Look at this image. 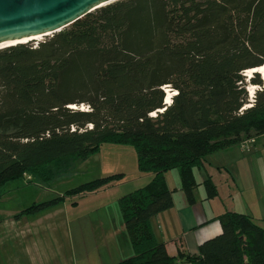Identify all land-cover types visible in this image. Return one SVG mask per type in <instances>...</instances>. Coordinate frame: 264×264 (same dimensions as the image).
I'll return each mask as SVG.
<instances>
[{"label":"trees","instance_id":"obj_1","mask_svg":"<svg viewBox=\"0 0 264 264\" xmlns=\"http://www.w3.org/2000/svg\"><path fill=\"white\" fill-rule=\"evenodd\" d=\"M262 66L264 0H118L53 36L0 50V199L25 174L49 185L105 144L130 146L139 172L153 178L118 201L133 256L116 264H264V228L249 215L219 216L222 232L194 256L169 255L151 222L174 206L169 172L193 204L195 170L208 156L264 135V83L255 73L250 84L261 89L246 108L245 76ZM167 87L176 92L170 105ZM122 177L88 182L16 219ZM203 184L216 198L210 175Z\"/></svg>","mask_w":264,"mask_h":264},{"label":"rangeland","instance_id":"obj_2","mask_svg":"<svg viewBox=\"0 0 264 264\" xmlns=\"http://www.w3.org/2000/svg\"><path fill=\"white\" fill-rule=\"evenodd\" d=\"M254 75L246 76L250 105L254 102V98L251 100L253 93L249 91ZM260 88L257 86L255 92ZM244 142H248L244 144L246 148L236 145L208 156L209 173L218 190L216 203L226 211L251 216L264 228V135H251ZM72 161V169L58 173L49 185L25 174L21 180L4 189L0 199V264H81L84 259L82 253L92 252L89 246L82 250L81 244L86 242L88 245L94 237L101 244L108 223L117 241L130 245L117 202L121 196L120 189L126 187L122 184L129 185L137 178L135 150L130 146L105 144L85 162L79 159ZM116 174L124 177L112 187L80 198H68L37 215L16 219L34 204L54 200L83 184ZM195 178L198 183L195 191L205 192L198 169L195 170ZM171 179L173 184L180 183L177 171L172 172ZM116 208L119 217L115 214ZM106 251L98 247L91 255L106 258Z\"/></svg>","mask_w":264,"mask_h":264},{"label":"crops","instance_id":"obj_3","mask_svg":"<svg viewBox=\"0 0 264 264\" xmlns=\"http://www.w3.org/2000/svg\"><path fill=\"white\" fill-rule=\"evenodd\" d=\"M133 162L135 164V161ZM199 171L202 174L204 183L207 175H210L208 163L205 169ZM137 172L135 174L137 178L134 182L129 185H126L127 183L125 185L122 184L123 187L126 186L124 189L120 185V198L130 191L144 187L151 182L153 178L151 174H143L139 170ZM172 172L167 174L166 180L169 189L173 191L174 206L172 209L154 217L151 221L152 227L157 239L166 244L169 255L177 256L180 253L191 256L198 255L199 247L202 243L220 235L222 227L217 218L230 210L226 211L222 206H219L216 203V198L208 199L206 190L205 192L194 191L195 202L190 204L181 190V182L179 184L175 183L176 185L172 183ZM115 214L118 217L120 216L118 215V208H116ZM109 224L108 230L104 232L105 237L101 244L98 243L95 237L93 240L91 238V242L88 245L86 242L81 244L82 250L84 246L87 249L89 246V250L92 252L98 247L100 249L104 248L107 250L105 253L106 258H102L100 255H91L92 252L86 254L83 252V264H116L133 256L131 242L128 246L120 244ZM177 264L189 263L179 262Z\"/></svg>","mask_w":264,"mask_h":264},{"label":"water","instance_id":"obj_4","mask_svg":"<svg viewBox=\"0 0 264 264\" xmlns=\"http://www.w3.org/2000/svg\"><path fill=\"white\" fill-rule=\"evenodd\" d=\"M116 1L0 0V50L53 36Z\"/></svg>","mask_w":264,"mask_h":264},{"label":"bare ground","instance_id":"obj_5","mask_svg":"<svg viewBox=\"0 0 264 264\" xmlns=\"http://www.w3.org/2000/svg\"><path fill=\"white\" fill-rule=\"evenodd\" d=\"M41 39V38H40ZM35 40H39V37H37ZM26 42V41H24ZM12 44V43H11ZM258 73L262 75V79L264 80V66L247 71V77H251L253 74ZM257 87L251 85V87L249 88V91H251L253 94H255V90ZM166 92H167V98H166V104L170 105L172 103V98L176 95V92L172 91L169 87L165 88ZM252 105H247L246 108L250 107ZM73 109L77 108L75 106L72 107ZM82 110H85V108H81ZM162 112V111H161ZM156 114H152V116H155Z\"/></svg>","mask_w":264,"mask_h":264},{"label":"built area","instance_id":"obj_6","mask_svg":"<svg viewBox=\"0 0 264 264\" xmlns=\"http://www.w3.org/2000/svg\"><path fill=\"white\" fill-rule=\"evenodd\" d=\"M245 76H247V72L245 73ZM260 89H261V88H260ZM253 96H254V94L252 95L251 100H252V98H254ZM247 143H248V142H243V143L241 144V146L244 147V148H246L247 146H244V144L247 145ZM251 143H254V141H251Z\"/></svg>","mask_w":264,"mask_h":264}]
</instances>
